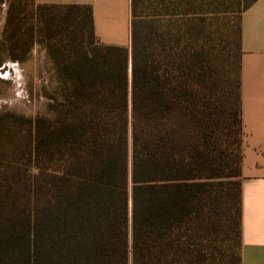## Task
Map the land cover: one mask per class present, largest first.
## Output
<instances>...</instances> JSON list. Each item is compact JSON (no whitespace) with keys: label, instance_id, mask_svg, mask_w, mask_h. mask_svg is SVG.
<instances>
[{"label":"trees","instance_id":"16d2710c","mask_svg":"<svg viewBox=\"0 0 264 264\" xmlns=\"http://www.w3.org/2000/svg\"><path fill=\"white\" fill-rule=\"evenodd\" d=\"M254 1L131 0L128 47L90 4L9 0L0 67L22 40L52 66L43 112H0V264H242Z\"/></svg>","mask_w":264,"mask_h":264},{"label":"crops","instance_id":"0c3cea01","mask_svg":"<svg viewBox=\"0 0 264 264\" xmlns=\"http://www.w3.org/2000/svg\"><path fill=\"white\" fill-rule=\"evenodd\" d=\"M92 5L97 37L130 46L131 0H36ZM242 264H264V0H255L242 18Z\"/></svg>","mask_w":264,"mask_h":264},{"label":"rangeland","instance_id":"374dc122","mask_svg":"<svg viewBox=\"0 0 264 264\" xmlns=\"http://www.w3.org/2000/svg\"><path fill=\"white\" fill-rule=\"evenodd\" d=\"M9 0H0V36L8 10ZM226 19L235 16V7L225 12ZM16 54L21 60L6 59L0 67V112H12L31 116L45 110L44 86L50 81L51 62L41 43L29 45L22 40Z\"/></svg>","mask_w":264,"mask_h":264}]
</instances>
